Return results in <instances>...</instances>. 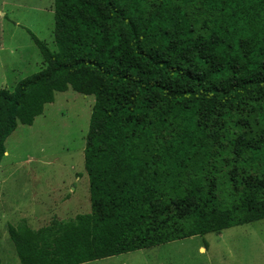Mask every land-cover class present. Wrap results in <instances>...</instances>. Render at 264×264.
<instances>
[{"label": "trees", "instance_id": "obj_1", "mask_svg": "<svg viewBox=\"0 0 264 264\" xmlns=\"http://www.w3.org/2000/svg\"><path fill=\"white\" fill-rule=\"evenodd\" d=\"M43 68L0 89V169L57 94L94 96L91 211L9 226L20 264H84L264 219V0H55Z\"/></svg>", "mask_w": 264, "mask_h": 264}, {"label": "rangeland", "instance_id": "obj_2", "mask_svg": "<svg viewBox=\"0 0 264 264\" xmlns=\"http://www.w3.org/2000/svg\"><path fill=\"white\" fill-rule=\"evenodd\" d=\"M55 0H0V89L43 68L31 37L56 50ZM94 96L57 94L33 127L20 126L0 169V264H20L9 226L33 229L91 211L85 143ZM84 264H264V219Z\"/></svg>", "mask_w": 264, "mask_h": 264}]
</instances>
